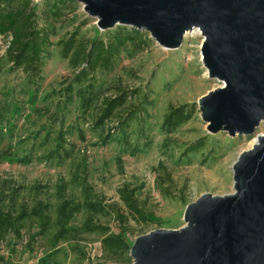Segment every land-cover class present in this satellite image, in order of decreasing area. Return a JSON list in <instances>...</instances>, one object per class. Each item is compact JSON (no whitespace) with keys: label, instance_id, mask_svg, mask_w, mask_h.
<instances>
[{"label":"rangeland","instance_id":"1","mask_svg":"<svg viewBox=\"0 0 264 264\" xmlns=\"http://www.w3.org/2000/svg\"><path fill=\"white\" fill-rule=\"evenodd\" d=\"M35 2L40 12L41 2ZM77 4L76 11L48 23L53 45L36 85L10 68L0 38V212L11 216L21 234L18 238L12 228L0 226V254L11 256L13 264H34L55 249L51 264H132L129 252H105L102 235L83 229L89 219L117 232L119 223L112 217L83 207L73 219L78 233L51 249L55 226L39 237V211L54 224L62 197L82 205L114 202L124 210L118 189L128 184L155 219L144 226L130 220L133 238L178 229L188 203L204 193L233 192V163L264 134V120L254 136L206 130L197 100L223 83L208 77L198 29L185 34L175 49L161 47L146 32L150 42L143 50L126 47L111 70L71 83L73 70L57 43L74 31L78 38L106 39L107 32L123 27L100 30ZM118 92L124 95L123 105L100 122L103 100ZM175 110L183 113V121L168 127L164 119ZM164 173L172 181L161 187ZM31 235L35 240L25 246Z\"/></svg>","mask_w":264,"mask_h":264},{"label":"water","instance_id":"2","mask_svg":"<svg viewBox=\"0 0 264 264\" xmlns=\"http://www.w3.org/2000/svg\"><path fill=\"white\" fill-rule=\"evenodd\" d=\"M100 30L149 33L163 48L203 36L202 63L223 83L197 100L209 133L254 136L264 120V0H75ZM233 163V192L204 193L178 229L137 236L132 264H264V134Z\"/></svg>","mask_w":264,"mask_h":264},{"label":"trees","instance_id":"3","mask_svg":"<svg viewBox=\"0 0 264 264\" xmlns=\"http://www.w3.org/2000/svg\"><path fill=\"white\" fill-rule=\"evenodd\" d=\"M40 12H37L38 3L35 0H0V38L5 40V57L12 70H20L24 73L30 85H36L42 79L44 59L49 48L53 45L52 31L48 23L61 18L65 12H74L77 9L75 0H40ZM106 39L99 36L92 39L78 38L77 32H72L68 37L60 40L61 57L67 60L69 68L73 70L71 83H79L86 80L98 70L109 71L116 63L117 57L126 47L143 50L150 42L148 34L133 28L121 27L115 32H107ZM125 101L122 92H118L103 100V107L99 121L109 118L112 113ZM183 121V113L179 110L170 111L165 117L164 124L168 127L176 126ZM3 122V114L0 108V125ZM171 178L164 173L160 186L169 185ZM119 199L123 209L117 203L103 204L99 200L87 201L82 204L62 197L58 208V215L54 222L48 215L39 211L40 223L39 237L45 236L52 225L55 226L50 244L51 249L56 247L58 241H66L70 236L78 233L79 229L73 224L75 214L83 207L92 211L104 213L116 220L118 231L111 232L107 226L95 224L86 220L83 229L88 232H99L102 235L101 248L113 255L128 253L135 238L132 237L136 229L130 228L129 221L137 220L141 225H147L155 221L151 213L144 210L139 201L136 190L128 184L118 189ZM12 228L14 234L21 237L20 226L14 225L11 216L2 217L0 212V226ZM142 226V227H143ZM141 227V228H142ZM35 235L29 236L26 245L30 247ZM37 238V237H36ZM56 250V249H55ZM55 250H50L42 257L37 258L34 264H51V258ZM14 247L11 252L13 253ZM11 255V253H10ZM9 255V256H10ZM117 259V258H115ZM0 264H13L11 256L0 254Z\"/></svg>","mask_w":264,"mask_h":264},{"label":"bare ground","instance_id":"4","mask_svg":"<svg viewBox=\"0 0 264 264\" xmlns=\"http://www.w3.org/2000/svg\"><path fill=\"white\" fill-rule=\"evenodd\" d=\"M186 34H190V32H189V33L187 32ZM185 36H187V35H185ZM256 141H257V140H254V141H253V144H255V143H256Z\"/></svg>","mask_w":264,"mask_h":264}]
</instances>
